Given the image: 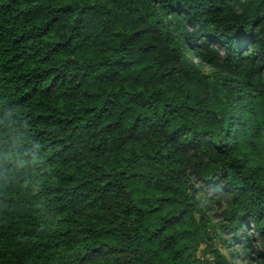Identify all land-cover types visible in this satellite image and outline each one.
Masks as SVG:
<instances>
[{
	"label": "trees",
	"instance_id": "trees-1",
	"mask_svg": "<svg viewBox=\"0 0 264 264\" xmlns=\"http://www.w3.org/2000/svg\"><path fill=\"white\" fill-rule=\"evenodd\" d=\"M244 258L264 0H0V264Z\"/></svg>",
	"mask_w": 264,
	"mask_h": 264
},
{
	"label": "rangeland",
	"instance_id": "rangeland-1",
	"mask_svg": "<svg viewBox=\"0 0 264 264\" xmlns=\"http://www.w3.org/2000/svg\"><path fill=\"white\" fill-rule=\"evenodd\" d=\"M209 70H211V69L208 67V68H207V71H209ZM204 194L207 195V196H212V195H213V193L210 191V189L205 190ZM214 213H216V212L214 211ZM243 256H244V255H243ZM243 256H242V257H243ZM246 261H247V259L244 258V262H242V264H247Z\"/></svg>",
	"mask_w": 264,
	"mask_h": 264
}]
</instances>
